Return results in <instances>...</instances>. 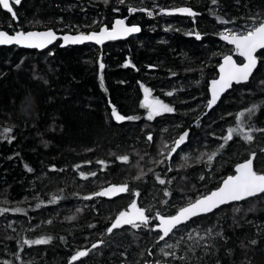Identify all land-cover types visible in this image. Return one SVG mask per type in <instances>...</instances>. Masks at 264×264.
<instances>
[{
    "label": "trees",
    "instance_id": "16d2710c",
    "mask_svg": "<svg viewBox=\"0 0 264 264\" xmlns=\"http://www.w3.org/2000/svg\"><path fill=\"white\" fill-rule=\"evenodd\" d=\"M180 6L200 14H160L161 9ZM13 7L18 23L0 7V29L8 33H90L110 28L117 19L140 26L141 32L103 47L62 49L57 43L41 53L0 48V134L12 129L6 134L11 142L0 138V208L9 209L0 215V264H70L77 251L101 240L99 248L75 264H264V199L259 197L194 219L159 243L158 234L149 230L156 221L149 228L125 226L107 234L134 198L130 193L111 201L82 198L128 183L140 192L138 205L150 216L158 211L170 216L217 189L252 152L257 153L255 169L264 172V133H253L252 143L234 137L225 144L221 139L237 126V115L254 105L258 110L245 124L264 129V63L247 85L233 87L215 109L206 111L208 85L217 78L223 56L231 54L241 62L219 33L251 23L250 16L264 17V0H218L215 5L211 0H22ZM129 7L138 11L130 15ZM141 8L153 15L139 13ZM217 16L235 24H220ZM195 32L202 39L189 35ZM129 60L134 67H123ZM141 84L174 112L149 121L141 107ZM169 91L174 94L166 95ZM113 106L138 119L116 122ZM184 132L188 137L171 161L155 163L163 159V145ZM212 152L218 155L208 164L205 154ZM122 155L129 156V163L116 159ZM141 171L147 174L136 180ZM92 172L96 175L81 178L80 173ZM156 174L165 179L164 185ZM166 190L170 196L164 195ZM16 208L22 213H14ZM197 233L205 239L198 240ZM42 237H51V242L31 247L22 243ZM166 243L175 247L168 249Z\"/></svg>",
    "mask_w": 264,
    "mask_h": 264
},
{
    "label": "snow or ice",
    "instance_id": "6c2138e0",
    "mask_svg": "<svg viewBox=\"0 0 264 264\" xmlns=\"http://www.w3.org/2000/svg\"><path fill=\"white\" fill-rule=\"evenodd\" d=\"M22 0H0V7L11 14L12 20L19 22L18 13L14 10L13 4L19 6ZM107 4L109 0H104ZM125 0H120V3H124ZM218 0H211L213 5L217 4ZM130 13H135L138 9L134 7H129ZM118 11V9H117ZM139 11H144L148 16H152V11H148L145 8L139 9ZM160 14L173 15L180 14L188 17H196L200 13L193 10L190 6L178 7L171 10L161 9ZM251 23H246L241 28H225L219 33V38L225 41L228 45L232 46L233 53L242 59L241 62H237L233 55H224L222 63L219 64V78L211 81L210 93L211 98L207 101V108L210 110L213 106L217 104L221 95L230 89L233 84L248 83L250 78H253V73L257 69L258 64L264 63V17L260 16H250L248 18ZM216 20L218 23L223 25L235 24L234 20L225 19L221 16H217ZM141 28L137 25H127L124 19L115 20L114 25L109 28L108 26L102 27L98 32L91 33H79L76 35H63L58 37L57 34L49 29L46 31H28L23 30L15 31L13 34H9L7 31L0 30V45H18L23 48L30 49H44L48 45L52 44L57 39H62L64 47L69 44H82L85 42H94L96 45H103L106 41H114L118 39H124L131 36L134 33H139ZM189 35H195L197 40L202 39L201 34L198 32L189 33ZM259 53V55H258ZM54 53H49L52 55ZM123 67H134L131 61L126 62ZM105 68L104 63L99 62V72H100V83L103 87V70ZM264 84V81H261ZM144 92L143 102L141 107L147 110V119L149 121L161 116L165 113L174 112V108L169 104L163 102L162 100L153 97L151 90L145 87L143 84L140 85ZM174 93L169 91L166 93L168 96H172ZM258 110V106H253L246 109V111L240 112L236 117V127H230L227 130V135L221 139L225 144L232 141L234 137H240L246 143H252L255 139L253 133H264V129L255 128L253 125L245 124V120H250L252 116L255 115ZM111 116L116 122H124L125 120H135L138 117L135 116H124L120 114L117 109L113 106L111 111ZM12 129H4L3 133L0 134V138L7 139L11 142V138L7 136ZM188 137V132H184L175 138L171 145L165 143L160 151V155L163 159L155 161V163L163 164L165 161H171L173 154L177 153L178 149L185 143ZM147 140L151 142L153 137L151 134L147 136ZM223 144L219 146L223 148ZM264 152V148L261 149ZM207 155L206 163L211 164L212 161L218 155V152H212ZM203 158V157H201ZM257 158V153L252 152L245 162L237 164L235 167V175H229L223 179L222 184L214 191L208 194L201 195L195 200L190 201L186 206L180 207L174 215L166 216L161 212H156L155 215H149V210L139 206L137 198L140 197V192L138 190H132L128 183H123L121 185H110L107 188L97 191L95 193L85 195L82 198L84 200H92L96 197H107L109 199L119 196L120 194L130 193L134 198L130 202L126 210L120 211L119 214L114 218L111 226L107 228V234L111 235L114 230L121 229L125 226H130L132 229L149 228V225L153 221H158L149 230L158 233L157 243L161 241H167V239L172 236L176 231L180 230L182 225L188 224L194 218L207 216L208 214L214 213L217 209H221L222 206L237 204L242 201H247L250 198L259 197L264 199V172L258 171L254 167V161ZM116 159L121 163H129V156L122 155L117 156ZM184 160L187 161L188 157L185 156ZM98 163L104 165L105 161H98ZM55 171L56 169H52ZM171 170V169H169ZM31 171V169H29ZM149 171H152L149 169ZM141 171L140 175L135 177L136 180H141L143 175H146ZM81 178L88 179V176H95L96 173L92 172L88 175L80 173ZM203 179V177H201ZM156 180L159 184L164 185L166 183L165 179H162L158 174H156ZM171 181H168L170 183ZM165 196H170L169 191L164 192ZM55 202V198L53 201ZM167 203V202H165ZM235 212H239V208L233 209ZM251 210V209H250ZM7 208H0V215L8 212ZM14 213H22V209L16 208L13 210ZM51 223V221H49ZM208 235L212 234V229L206 230ZM220 235V233H217ZM189 239H192V234H188ZM198 240H204L205 237L197 233ZM51 242V237H42L36 240L24 239L23 245L31 247L33 245H44ZM104 243L101 240L98 243H93L91 248H85L77 251L71 258L70 264H75L83 257H87L93 249L99 248ZM251 243L255 244L256 241ZM168 249L175 247L173 244H167ZM207 247V245H205ZM23 251V248H20ZM161 251H164L161 249ZM151 254V253H149ZM165 256L175 255V253L164 252ZM19 258V257H18Z\"/></svg>",
    "mask_w": 264,
    "mask_h": 264
},
{
    "label": "water",
    "instance_id": "95a60500",
    "mask_svg": "<svg viewBox=\"0 0 264 264\" xmlns=\"http://www.w3.org/2000/svg\"><path fill=\"white\" fill-rule=\"evenodd\" d=\"M184 4H186V3H188V1L189 0H181ZM180 7H185V6H180ZM2 8V7H1ZM178 8V7H177ZM171 9H175V8H171ZM171 9H165V10H171ZM2 10H4V9H2ZM5 12H7L6 10H4ZM136 13V12H135ZM134 13V14H135ZM139 13H146V12H144V11H139ZM130 15H133V13H129ZM162 15H165V14H162ZM165 16H172V17H181V18H194V17H188V16H184V15H180V14H173V15H165ZM125 20V22H126V19H124ZM114 23H115V21L113 22V24H112V26L114 25ZM126 24H127V22H126ZM128 25V24H127ZM111 26V27H112ZM129 26H131V25H129ZM138 26V25H137ZM110 27V28H111ZM140 27V26H139ZM46 30H49V29H46ZM46 30H29V31H46ZM52 30V29H51ZM100 30V29H99ZM98 30V31H99ZM54 31V30H53ZM98 31H94V32H98ZM26 32H28V31H26ZM55 32V31H54ZM141 32V31H140ZM140 32L139 33H134V34H132L131 36H129V37H127V38H124V39H118V40H114V41H106L103 45H96L94 42H85V43H82V44H76V45H73V44H69V45H66V46H64V47H61L60 45L61 44H63V40L62 39H57L56 41H54L52 44H50V45H48L46 48H44V49H30V48H23V47H20V46H18V45H0V48H10V47H17V48H19V49H26V50H33V51H36V52H38V53H41V52H44V51H46V50H48V49H50V48H52L55 44H59V47L60 48H62V49H64V48H68V47H76V46H84V45H90V46H94V47H103V46H105L106 44H108L109 42H120V41H126V40H128V39H130V38H132V37H136V36H138L139 34H140ZM56 33V32H55ZM91 33V32H90ZM13 34V33H12ZM57 34V36L58 37H62L63 35H66V34H59V33H56ZM79 34V33H78ZM85 34H87V33H85ZM68 35H76V34H68ZM222 41V40H221ZM223 42V44L224 45H227L228 47H230L231 49H232V46L231 45H228L225 41H222ZM261 51H264V50H261ZM259 54V53H258ZM238 57V59L240 60V61H242V59L243 58H241V57H239V56H237ZM234 58V57H233ZM223 59V58H222ZM235 59V58H234ZM220 63H222V60H221V62ZM258 66H259V64H258ZM257 69H258V67H257ZM257 69L254 71V73H253V76H254V74H255V72L257 71ZM219 78V66H218V68H217V78L216 79H218ZM252 78H250V80H251ZM215 80V79H214ZM212 81V80H211ZM211 81L209 82V85H208V95H209V99L211 98V93H210V86H211ZM250 82V81H249ZM248 82V83H249ZM248 83H242V84H233V86L230 88V89H228L226 92H224L222 95H221V97H220V99L217 101V104L215 105V106H213L210 110L206 107V111L207 112H211L213 109H215L217 106H218V104H219V102L222 100V98L233 88V87H238V86H245V85H247ZM245 162V161H244ZM241 163H243V162H241ZM240 164V163H239ZM236 167V166H235ZM235 167H234V169H233V174L232 175H235ZM221 184H222V182H221ZM220 184V185H221ZM110 186V185H109ZM108 186H106V187H104V188H102L101 190H103V189H105V188H107ZM216 190V189H215ZM100 191V190H99ZM214 191V190H213ZM125 194H120L119 196H116V197H114V198H111V199H109V198H107V197H96V198H98V199H103V200H106V201H111V200H114V199H117V198H120V197H122V196H124ZM257 198V197H256ZM251 199H255V198H250L249 200H251ZM248 201V200H247ZM242 202H245V201H242ZM239 203H241V202H239ZM239 203H237V204H239ZM232 205V204H231ZM226 206H228V205H225V206H222V208L223 207H226ZM217 210H219V209H217ZM216 210V211H217ZM211 214H213V213H211ZM211 214H208L207 216H209V215H211ZM201 217H206V216H201ZM197 218H200V217H197ZM197 218H194V219H197ZM193 219V220H194ZM189 222H191V221H189ZM188 222V223H189ZM158 223V221H156V224ZM182 226H184V225H182ZM181 226V227H182ZM154 232V231H153ZM155 233H157V232H155ZM158 234V233H157Z\"/></svg>",
    "mask_w": 264,
    "mask_h": 264
},
{
    "label": "flooded vegetation",
    "instance_id": "af4514ba",
    "mask_svg": "<svg viewBox=\"0 0 264 264\" xmlns=\"http://www.w3.org/2000/svg\"><path fill=\"white\" fill-rule=\"evenodd\" d=\"M1 30V29H0ZM4 31H6V30H4ZM12 33H14V32H12ZM12 33H9V34H12Z\"/></svg>",
    "mask_w": 264,
    "mask_h": 264
}]
</instances>
